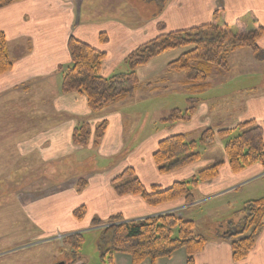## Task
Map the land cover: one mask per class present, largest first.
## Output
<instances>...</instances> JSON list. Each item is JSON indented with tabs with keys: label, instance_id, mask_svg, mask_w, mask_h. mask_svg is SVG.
Masks as SVG:
<instances>
[{
	"label": "crops",
	"instance_id": "obj_1",
	"mask_svg": "<svg viewBox=\"0 0 264 264\" xmlns=\"http://www.w3.org/2000/svg\"><path fill=\"white\" fill-rule=\"evenodd\" d=\"M140 2H149L152 7L150 9L143 8L141 11L137 8L134 9L136 0H23L0 8V32L6 38L8 56L13 64L9 73L0 76V100L17 91L27 90L32 85L38 87L37 80L55 75L59 80V68L70 64L67 47L70 37L106 53L108 60L106 64L109 65L113 52L118 56L126 55L137 46L159 35L209 24L216 11L221 12L220 22L231 27H234L237 20H243L247 24L254 20L264 28V0H166L158 10L154 8V4H157L156 0H138V3ZM127 4L137 15L125 13L126 9L119 6ZM102 34L106 37L104 44L100 42ZM259 46L264 50V37L260 40ZM175 53V51L165 53L146 66L139 68L137 71L139 79L143 78L146 82L154 81L158 72L156 70L166 68L170 61L175 60L178 56H174ZM120 64V62L117 65L115 63L116 67ZM109 66L111 68L108 67L107 73H104L106 67L104 68L103 75L115 71L113 65ZM247 79L254 78L244 80ZM240 80L243 81L242 78ZM46 82L43 81L39 84ZM179 82L181 84V81ZM253 85L254 83L249 82L242 83L237 91L230 94L238 93L242 97L241 103L236 120L232 124L224 123L222 127L233 129L239 123L253 121L255 125L263 129L264 141V93L260 88L257 89V85ZM45 86L49 87L50 84L46 83ZM56 96L57 94L54 96L40 95L36 99L50 101L55 116L63 117L66 114V118L60 122L58 119L55 121L54 116L46 117L48 123L41 130L39 129L40 134L44 136L45 144L43 140L38 141L37 149L36 147L31 148L33 154L43 164L71 156L76 148L71 142L73 128L78 121L91 117L83 97L61 94L59 97ZM207 97L205 96L203 101L198 103L196 112L188 124H177L168 132V135H185L193 130H198V128L202 131L208 125L212 126V122H214L212 114L214 113L210 107V99ZM116 119L118 128L121 129L119 114L116 115ZM90 121L96 123L95 119ZM202 121L206 123H202ZM218 122L217 124H219ZM111 127L110 123L101 145L107 143L108 137H113ZM168 135H165L163 131L158 137L151 140L150 153L146 156V171L142 169V156L135 152L124 158L121 167L113 168V162H111L105 170L91 172L93 183L91 186H89L90 184L87 186L86 183V186L78 193L79 195L75 194V184L69 185L68 192L64 194L71 199L67 203L60 191L54 194V199L51 201L57 198L61 200L56 204L49 201L53 205L52 212L61 214L63 212L61 203L67 211L71 212L70 202L78 201L76 202L78 204L83 200L80 203L81 206L89 208L88 210L97 214L100 220L121 215L124 220L134 221L167 212L179 216V212L184 209L202 205L220 195L241 191L244 187L264 178V169L260 165H253L236 175L232 174L224 155L221 154L222 142H219L220 153L212 154L205 163L193 164L170 175L159 174L154 166L152 154L156 150L158 142ZM116 145L118 146V143ZM99 148L101 149L102 146ZM118 152L119 146L116 151L109 154L99 151V155L103 159H111L112 155L116 156L119 154ZM217 158L223 162L218 177L193 189L195 202L191 205H184L182 201H177L152 208L139 197L118 198L111 185V180L123 169L132 168L145 188L157 186L165 189L174 182L183 181L193 176L200 168L215 162ZM138 165L139 167H137ZM141 172L149 174V180L144 179ZM260 198L263 197L260 196ZM250 199L253 198H246L245 201ZM91 208L95 210L93 211ZM113 264H131V261L128 256L115 254ZM142 264H150V262L144 261ZM155 264H185L184 250L175 252L168 259L158 260ZM195 264H264V228L257 237L254 248L243 261L233 262L230 242L217 237L208 239L204 250L195 256Z\"/></svg>",
	"mask_w": 264,
	"mask_h": 264
},
{
	"label": "rangeland",
	"instance_id": "obj_2",
	"mask_svg": "<svg viewBox=\"0 0 264 264\" xmlns=\"http://www.w3.org/2000/svg\"><path fill=\"white\" fill-rule=\"evenodd\" d=\"M143 3H138V0H136V5L133 8L141 11L143 8L150 9L152 7L149 2ZM119 6L126 9L125 13L129 12L137 15L128 4ZM160 7L162 5L154 4L156 10ZM248 27L251 29L249 25ZM236 30V27H232L233 32ZM184 51L182 49L176 51L174 56H178L175 59ZM128 54L118 56L115 52L112 53L109 65H113L115 71L106 74L107 76L103 74L107 73L111 67L106 64V61H108L106 54L101 67V75L107 78L117 73L126 72L127 66L124 60ZM119 62L121 64L116 67ZM167 65L164 69L158 68L156 70L158 72L154 81L146 82L143 78L139 79V87L132 99L114 104L100 113H90L91 117L89 119L77 122V124L87 122L91 126V132L103 120L107 121L108 128L111 123V130L114 135L112 138L108 137L107 143L101 145V141L99 146L94 148L92 145L93 140L90 139L85 148L76 147L71 156L45 164L41 163L40 159L33 154L31 147L37 149L38 141L43 140L44 143V136L40 134V130L48 123L46 117L54 116L53 119H58L60 122L66 118V114L63 117L55 116L50 101L36 99L40 95L54 96L57 94L56 97H59L61 94L67 96L62 94L60 90V79L58 80L55 75L37 80L38 87L32 85L27 90L17 91L0 100V264H102L98 247L101 242L99 236L103 225L93 227L91 223L93 219L100 220L98 215L92 213L85 206L84 216L77 219L73 212L79 206L81 207L82 204L80 203L83 200L78 204H76L78 201L70 202L71 212L67 211L61 203L63 212L55 214L52 212V203H49L54 199L53 195L60 191L67 203L71 199L64 194L68 192L69 185H76L79 180H83L85 186L86 183L87 186L89 184L91 186V183H93L91 172L96 173L105 170L111 162H113V168L121 167L124 158L134 152L142 156V169L146 171V156L150 153L151 140L158 137L163 131L165 135H168V132L174 126L181 124H162L160 123L161 118L167 116L168 112L174 108L183 110L189 107L190 104H188L187 99L191 98V95L198 99L195 104L203 101L205 96L210 99L214 122H212V126L208 125L204 129L217 128L219 125L221 126L219 129H227L223 128L222 125L224 123L232 124L236 120L242 98L238 93L230 95L231 93L237 91L241 84L245 82L254 83V85H257V89L260 88L264 93V61H257L248 49H240L230 53L228 56L229 71L223 73V75L213 73L203 83V88L200 89L202 84L199 85L195 93H191L195 91L190 90L192 86L180 84L179 81L182 82L184 77L183 74L169 72ZM105 67L106 72L103 73ZM252 77L254 79L244 80ZM161 80L163 82H160ZM43 81H47L46 83L50 86L46 87V83L39 84ZM118 114L121 129L118 128L117 124L116 115ZM94 119L96 123L90 121ZM202 123L206 122L202 121ZM199 132H201L199 128L188 132L185 134L186 139L188 141L197 139ZM238 132L233 131L229 137L237 135ZM106 133L104 137H106ZM112 141L113 143H111ZM26 142L30 143L27 144ZM219 142H221L220 139H216L213 144L199 148L201 159L195 165L205 163L206 159L211 157L212 154L218 155L220 153L218 150ZM116 143L119 146L118 155H112L111 159L100 157L99 151L108 154L116 151L118 149ZM100 146H102L101 149ZM135 159L137 158L135 157ZM215 161L221 160L217 158ZM168 174L174 173L162 175ZM141 175L144 179L149 180L150 178L149 174H142L141 172ZM191 177L186 178V180ZM75 194H78L76 190ZM260 196L264 198V178L244 187L241 191L220 195L204 202L202 205L199 204V206L184 209L179 212V216H176L193 221L196 234L207 239L217 238L221 234L217 231L219 223L224 221V224L228 227L226 229L231 230L229 227L239 224L241 220L238 210L241 209L245 199H257ZM59 200L61 199L57 198L51 202L56 204ZM84 201L86 202V200ZM76 233L83 235V242L80 250L74 252L62 245L61 239L63 237L60 239L59 235ZM233 233L234 231L231 234Z\"/></svg>",
	"mask_w": 264,
	"mask_h": 264
},
{
	"label": "trees",
	"instance_id": "obj_3",
	"mask_svg": "<svg viewBox=\"0 0 264 264\" xmlns=\"http://www.w3.org/2000/svg\"><path fill=\"white\" fill-rule=\"evenodd\" d=\"M23 0H0V8ZM166 0H156L163 5ZM220 11H216L209 24L172 31L144 43L130 52L124 63L127 71L104 78L101 75L102 63L106 54L89 45L70 37L68 51L70 64L59 68L60 90L64 95L83 97L90 113H100L102 110L132 99L139 87L140 81L137 69L147 65L152 59L171 51L185 50L177 59L169 62L167 70L183 74L182 85L191 87L195 93L203 88V83L213 73L223 75L229 71L228 56L230 53L248 49L257 61H264V50L259 46L264 37V28L257 21L248 24L237 20L234 27L220 22ZM106 37L100 35L104 44ZM13 64L8 56L7 41L0 32V76L9 73ZM187 100L191 103L186 109H172L167 116L161 118L162 124L188 123L197 105L194 95ZM197 103V102H196ZM87 122L78 123L71 132L72 145L85 148L90 139L97 148L108 129L106 120L93 128ZM221 126L206 128L195 140H187L183 134L165 137L157 144L152 154V160L159 174H167L191 166L201 159L198 151L207 147L216 139L222 142V152L232 174H239L245 169L260 165L264 169L263 129L253 121L237 124L233 129H219ZM233 131L237 135L229 137ZM223 165L215 161L200 168L189 180L177 181L168 188L157 186L145 188L134 169L125 168L111 180V185L118 198L135 196L141 198L146 205L155 208L166 204L182 201L184 205L195 202L193 189L200 184L215 180ZM85 187L83 180L76 183V192ZM239 224L226 229L224 221L219 223L217 231L220 239L230 242L233 262L243 261L254 248L255 241L264 228V198L250 199L243 202ZM85 208L79 207L73 215L80 219ZM92 226H102L100 245L98 247L102 264H113V256L121 254L130 258L131 264H142L170 258L175 252L184 250L185 264H195V256L204 250L208 239L195 233L194 222L173 213H163L141 220H124L121 215H114L105 221L93 219ZM221 231V232H220ZM232 231H234L233 234ZM225 235V236H224ZM83 242L80 233L65 235L61 239L63 246L72 251H79Z\"/></svg>",
	"mask_w": 264,
	"mask_h": 264
}]
</instances>
